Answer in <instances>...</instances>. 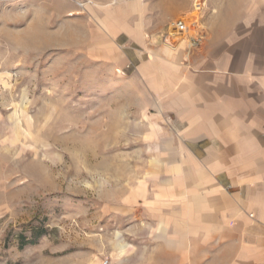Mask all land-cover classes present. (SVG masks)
Returning a JSON list of instances; mask_svg holds the SVG:
<instances>
[{"label": "rangeland", "instance_id": "rangeland-1", "mask_svg": "<svg viewBox=\"0 0 264 264\" xmlns=\"http://www.w3.org/2000/svg\"><path fill=\"white\" fill-rule=\"evenodd\" d=\"M196 1L0 0V264H174L162 200L195 174L142 68L162 43L189 52L264 20V0ZM185 18L198 47L170 39Z\"/></svg>", "mask_w": 264, "mask_h": 264}, {"label": "crops", "instance_id": "crops-1", "mask_svg": "<svg viewBox=\"0 0 264 264\" xmlns=\"http://www.w3.org/2000/svg\"><path fill=\"white\" fill-rule=\"evenodd\" d=\"M259 13L243 23L248 32L240 37L216 36L189 52L181 48L185 41L176 48L162 43V60L142 68L180 127L179 146L171 145L170 156L185 157L181 174H195L191 186L181 175L174 199L162 200L177 207L163 217L171 245L165 252L174 264H264V20ZM114 25L140 36L126 24ZM101 26L117 35L113 24ZM119 236L115 244L122 254L126 245Z\"/></svg>", "mask_w": 264, "mask_h": 264}, {"label": "built area", "instance_id": "built-area-1", "mask_svg": "<svg viewBox=\"0 0 264 264\" xmlns=\"http://www.w3.org/2000/svg\"><path fill=\"white\" fill-rule=\"evenodd\" d=\"M197 1L202 4V6L200 5L199 8L201 7L203 8L204 6L203 0H197ZM172 24H174L173 27L175 31L177 30L179 34L191 36L190 47H198L200 46V44L203 43L204 36L201 34V32H198L196 28L198 23L196 21L182 19V20H177L173 22Z\"/></svg>", "mask_w": 264, "mask_h": 264}, {"label": "bare ground", "instance_id": "bare-ground-1", "mask_svg": "<svg viewBox=\"0 0 264 264\" xmlns=\"http://www.w3.org/2000/svg\"><path fill=\"white\" fill-rule=\"evenodd\" d=\"M114 1L116 2L117 0H114ZM195 4H196V9H195V11H194L195 13L193 12V14H197V12L200 10V8H199L200 5H202V4L199 3L198 1H197ZM185 19H186V18H185ZM192 20H195V19H192ZM173 22H175V21H173ZM173 22H172V23H173ZM172 23H171V26H170V39L173 40L174 42L177 41V40L180 41L179 36H182V35L179 34V33L177 32V30L175 31V29H174V27H173L174 24H172ZM185 36L188 37V38H186V39L189 41L188 43H189V46H190L191 37H189L188 35H185ZM189 38H190V40H189ZM167 39H168V38H167ZM170 39H169V41H171ZM204 40H205V38H204ZM174 42H173V43H174ZM183 42H184V41H183ZM170 46L173 47V48H176L175 45L172 46V44H171Z\"/></svg>", "mask_w": 264, "mask_h": 264}, {"label": "water", "instance_id": "water-1", "mask_svg": "<svg viewBox=\"0 0 264 264\" xmlns=\"http://www.w3.org/2000/svg\"><path fill=\"white\" fill-rule=\"evenodd\" d=\"M166 41H167V38H166Z\"/></svg>", "mask_w": 264, "mask_h": 264}]
</instances>
